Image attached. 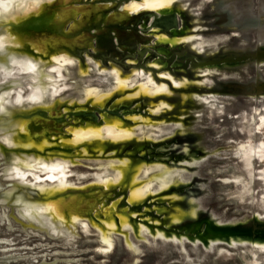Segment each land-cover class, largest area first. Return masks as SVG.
<instances>
[{
    "label": "rangeland",
    "instance_id": "rangeland-1",
    "mask_svg": "<svg viewBox=\"0 0 264 264\" xmlns=\"http://www.w3.org/2000/svg\"><path fill=\"white\" fill-rule=\"evenodd\" d=\"M56 1L0 0V53L28 45L47 54L41 43L8 33L22 10L5 23L3 15L30 5L40 12ZM120 1L138 19L176 7L178 33L147 23L115 41L107 31L87 37L86 46L75 40L74 56H24L18 67L8 54L7 70L0 62V264H264V0H240L241 16L258 18L260 27L241 25V16L226 21L225 0ZM41 85L47 106L31 94ZM152 99L162 100L160 121ZM122 100L119 108L103 107ZM15 108L22 110L14 114L30 111L20 121L22 147L42 135L40 151H61L16 152L19 117L5 114ZM86 110L95 122L79 126L80 117L94 121ZM134 110L143 114H129ZM111 112L119 115L110 119ZM92 185L124 190L127 206L119 211L121 194L101 215L74 217L90 205L72 195L62 202L70 222L46 213H63L61 205L44 207L46 199ZM199 224L217 236L198 231ZM181 226L189 238L171 233Z\"/></svg>",
    "mask_w": 264,
    "mask_h": 264
},
{
    "label": "bare ground",
    "instance_id": "bare-ground-1",
    "mask_svg": "<svg viewBox=\"0 0 264 264\" xmlns=\"http://www.w3.org/2000/svg\"><path fill=\"white\" fill-rule=\"evenodd\" d=\"M79 1L82 3V5L86 4L84 6H87V7H84L81 5L75 6L74 4H71L69 2H63V1L60 2L58 0L55 3L52 2L50 4H44L40 12L38 11L35 12L36 10H32V8H30L32 6L30 5L24 12L23 10L25 6H23L17 12L13 11V13L3 15L4 16L3 23H5L6 20H9L14 15L19 14L20 11L22 10V13H23L22 15L17 16L11 20L10 22L11 24L7 27L8 33L10 34L12 39L17 38L20 42H24V43L26 41L41 43L47 49V54H43L42 52L36 51L34 49L26 48V47H29L28 45H25L26 47L23 49L19 47L17 48L14 46H13L14 49L11 47H7L5 53H0V62L3 64L5 63L2 67L3 70L4 69L7 70L9 68V65L11 64H16L18 67H20L22 64L19 59H21L22 57L24 58V56L26 58H33L30 56H34V57H38L41 59H49L52 56L59 55V54L74 56V54L70 53L72 51L69 49V46L73 45V41L76 40V44H75L76 46H84V45L86 46L88 44L87 39H86L87 37L89 36L97 37L98 35H102L104 31H107L109 35L108 37H110L111 40L115 41L118 38L123 37L124 35L133 34L134 26L135 28H141V27L144 28V27H147V23L150 24L148 29H153V28L158 29V30L165 32V34H168V35H171L172 32H178L179 30V29L174 30L177 27L165 21L162 22V21H158L155 19L153 22L154 18L170 17L172 15H176L173 9H172L173 12H166L164 14H159V15H156L153 13L151 14L149 12L144 13L146 14V17H148V19H142V18L138 19L137 15L136 16H132L133 14L129 15V10H130L129 8L127 7L120 8V5H123V2H121L120 0H79ZM34 20L37 22L44 20V23L42 22V24L40 25H32V23L30 22ZM66 25H68L69 27V28L67 27L68 30L67 28H65ZM0 33H1V28H0ZM60 40H63L64 42L62 43ZM97 43H98V47L100 48L101 46L100 40H97ZM138 43H140V40ZM61 46L67 47L68 49L66 50L68 52L60 51ZM16 50H21V51L27 52L28 54H25V53L23 54ZM8 54L18 59H14L13 62H10L11 64L10 63L7 64L6 59H8L7 58ZM75 54H76L75 57L79 59V61L81 62V65L83 66L82 59H80V54H78V51L77 53L75 52ZM95 58L99 59L100 57L95 56ZM126 59H130V58L126 57L125 60ZM40 61H43L42 63H44V60H40ZM45 62H49L55 66V63L53 61L45 60ZM41 64L36 67V71L39 69ZM109 64L106 65V67L109 66ZM113 64L119 66V64L117 63H113ZM41 88H42V85L40 86V89L33 90L31 94L37 93L41 100L40 105L47 106L50 103V100L42 97L41 93L45 91V89L41 90ZM15 109L16 110H13V112H9L5 110L6 111L5 114H7V116L9 117V120L12 119V117L15 115L19 117V119L15 121V126L18 127V133H19V138H18V141L16 142L18 146L15 149L16 152L18 151L30 152L31 151V152L38 153V154L40 153L39 155L43 156L46 153L52 154L54 152L61 151L59 150L60 148H55L56 150H47L46 153H44V150L40 151V149H42L43 146H38V144L42 143L40 142L42 135L40 137L39 136L35 137L36 142L34 145L28 146V148L22 147L21 143H22V139L24 135L22 134V131H21L22 123H20V121H22L26 113L30 111H23L18 114H14L15 112H19L20 110H22L20 108H15ZM49 109L50 107H48L46 111H48ZM53 109L56 110V108H53ZM86 111H89V114L92 116V120L94 121L90 123H86V122H83V118L80 117V120L78 121L79 126L80 125L90 126V124L95 122V117L92 114V111L91 110H86ZM97 111L101 113L104 112V110H99V109H97ZM74 112H77L78 114L83 113V111H78V110H74ZM35 113H39V112H34L33 114H30V116H28L30 120L31 118H33V115H35ZM110 114H111L110 119L111 118L113 119V117H117L119 115V114H115L114 112H111ZM114 115H117V116H114ZM5 121L3 120V123L8 122V121L6 122ZM53 128L54 130L56 129V127H53ZM47 139L49 141H52L51 137L48 135H47ZM30 141L33 142L32 139ZM24 185L26 184L24 183ZM12 187H14V184L12 185ZM19 187L20 186H17L16 189H18ZM59 189L61 188L50 189V191L55 192V191H58ZM72 195L76 196L77 198L76 202L78 205H86V206L90 205L89 211H87L86 213L77 212V214H75L74 217L76 216H89L90 217L92 213L101 215L104 212L105 207L107 205H110V203L114 202L115 199L118 198L119 196H122V198L124 197V202H121L118 205L119 211L124 209L127 206L126 205V194L124 193V190H118L115 188H113L112 190H106L101 186L92 185V186H87L85 188L83 187V188L65 189L61 191L60 193L54 196H51L49 199H46V201L44 202V207H48L51 211H56L54 210V208L55 209L58 208L57 210H59L60 205H61L62 206L61 210L63 211V213L60 212V216H56L55 214L49 211H46V213H48L50 217H60L66 222H70L72 220V219L70 220V215H69L70 212L68 209H66V207L65 208L63 207L64 204L62 202H67L68 198ZM24 203L25 201H23V203L21 204H24ZM21 204H18V205H21ZM72 208L75 209V207H72ZM126 210L127 211L129 210L130 212L134 210V208L131 206L127 208ZM238 228L241 231L248 230V228H245V227L243 228L238 227Z\"/></svg>",
    "mask_w": 264,
    "mask_h": 264
},
{
    "label": "flooded vegetation",
    "instance_id": "flooded-vegetation-1",
    "mask_svg": "<svg viewBox=\"0 0 264 264\" xmlns=\"http://www.w3.org/2000/svg\"><path fill=\"white\" fill-rule=\"evenodd\" d=\"M174 11H176L177 9H176V7H173L172 8ZM259 17H264V11H261L260 10V13H259ZM250 20H249V19ZM236 19V18H235ZM253 19V17L251 16V15H249V16H247L246 17V20L248 21H251ZM250 26H252V25H250ZM178 33V32H177ZM177 33H175L176 35H177ZM153 38H154V36H153ZM161 60H165V59H163V57L161 56V54H159V56H158ZM162 57V58H161ZM100 59V58H99ZM108 65V64H107ZM112 65V64H111ZM162 70H168V68H165V69H162ZM148 71V70H147ZM126 73H128L127 71H126ZM146 86V85H145ZM144 99V98H143ZM126 100L127 99H125V102H126ZM123 101V102H122ZM122 101H118V102H110V103H105L103 106H105L106 108L108 107V108H112V106H114L115 105V107L114 108H119V107H121V104L122 103H124V100H122ZM128 101V100H127ZM162 101V100H161ZM161 101L159 100V101H156V100H154V99H152V101L150 102V104H151V108H152V110L154 109V108H157V114H156V117H157V115L159 114V111H160V109H163L162 108V105H163V103H161ZM185 101V100H184ZM159 102V103H158ZM164 102V101H163ZM179 102H183V100H179ZM166 104H168L169 106L168 107H165V108H169L170 107V103H168V102H165ZM127 104V103H126ZM134 104V103H133ZM132 106V105H131ZM103 108V107H102ZM147 108V107H146ZM83 109V108H82ZM129 114H143V113H141V112H139V111H136V110H134L133 112H131V113H129ZM177 114V113H176ZM105 115V114H104ZM175 115V114H174ZM165 116H168V115H165ZM178 116V115H177ZM177 116L175 117V119L177 118ZM157 119H158V117H157ZM158 121H160L159 119H158ZM142 135L144 134V132H142L141 133ZM113 140H115V139H113ZM116 141H118V139L116 140ZM89 142H91V140L89 141ZM89 142H87V143H89ZM87 143H85V144H87ZM137 149L139 150L140 148H138L137 147ZM193 156H195V154H192ZM132 157V156H131ZM143 215H146V213H143ZM202 222H203V224H208L211 228H220V227H217V226H211L208 222H206V221H203V220H201ZM193 223V222H192ZM188 224V223H187ZM203 224H199V228H198V231L200 230L201 231V229L202 230H204V228L203 227H205V225H203ZM184 225H186V224H184ZM183 226V225H182ZM182 226L181 227H179V230L177 231L175 228H173L172 230H174L175 232H171V233H174V234H176V235H179V234H184L186 237H188L187 235H186V232H185V230H183L182 229ZM193 226V225H192ZM191 226V227H192ZM190 227V228H191ZM207 227H205V230H206V235L207 236H209V237H213V236H217V235H209L208 234V232H207V229H206ZM238 228V227H237ZM220 229H226V228H220ZM220 229H216V230H220ZM233 229H236V228H233ZM231 230V229H230ZM197 231V232H198ZM227 231H229V230H227ZM197 232H192V230L190 229V233H194V234H196ZM219 236V235H218ZM189 238V237H188ZM196 240H198L199 242H201L202 244H204V242H202L201 240H199V239H196ZM211 241V239H208V243ZM204 245H206V244H204ZM208 245V244H207Z\"/></svg>",
    "mask_w": 264,
    "mask_h": 264
},
{
    "label": "water",
    "instance_id": "water-1",
    "mask_svg": "<svg viewBox=\"0 0 264 264\" xmlns=\"http://www.w3.org/2000/svg\"><path fill=\"white\" fill-rule=\"evenodd\" d=\"M240 0H225V3H224V8L226 9V13L224 15V18L225 20H231L232 18H239L238 16H241V8H242V4L240 5ZM246 7H248L246 5ZM242 17V16H241ZM247 17V16H246ZM246 17H242V21L240 22L241 25H244V26H250V25H256L257 27H260V20L257 19H252L251 21H247L246 20ZM156 20L158 21H162V22H168V23H171L174 25V15L170 16V17H160V18H156ZM253 223H258L256 222L255 220H252ZM122 237V236H120ZM202 245V244H201ZM203 247V246H202ZM204 248V247H203Z\"/></svg>",
    "mask_w": 264,
    "mask_h": 264
},
{
    "label": "snow or ice",
    "instance_id": "snow-or-ice-1",
    "mask_svg": "<svg viewBox=\"0 0 264 264\" xmlns=\"http://www.w3.org/2000/svg\"><path fill=\"white\" fill-rule=\"evenodd\" d=\"M32 70H34V69H31V68L29 69V71H32Z\"/></svg>",
    "mask_w": 264,
    "mask_h": 264
}]
</instances>
